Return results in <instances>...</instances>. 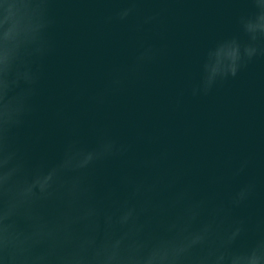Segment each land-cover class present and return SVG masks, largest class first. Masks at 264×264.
Here are the masks:
<instances>
[{
  "label": "clouds",
  "instance_id": "clouds-1",
  "mask_svg": "<svg viewBox=\"0 0 264 264\" xmlns=\"http://www.w3.org/2000/svg\"><path fill=\"white\" fill-rule=\"evenodd\" d=\"M105 23L129 29L131 54L112 59L88 96L96 114L120 108L133 90L154 82L153 69L170 57L167 43L174 5L182 0H106ZM239 34L216 41L162 105L183 113L264 57V0H248ZM54 0H0V264H264V216L237 217L256 200L252 175L259 154L224 153L206 164L182 155L166 120L93 125L91 148L78 138L53 166L29 167L17 130L34 111L45 59L54 50ZM185 124L183 135L191 134ZM143 146V151L140 147ZM120 160L116 186L99 190L96 168ZM247 176L235 190L226 189Z\"/></svg>",
  "mask_w": 264,
  "mask_h": 264
},
{
  "label": "water",
  "instance_id": "water-1",
  "mask_svg": "<svg viewBox=\"0 0 264 264\" xmlns=\"http://www.w3.org/2000/svg\"><path fill=\"white\" fill-rule=\"evenodd\" d=\"M113 7L106 0H54L56 23L49 32L54 50L44 61L34 111L16 132L29 167L59 162L74 129L83 147H93V125L100 120L111 122L114 133L125 138L131 135L129 123L166 120L176 130L182 155L206 164L227 152L242 154L255 148L259 164L250 174L261 180L259 193L251 206L237 209L235 215L264 216V57L213 95L190 100L183 113L162 111L176 86L196 74L200 53L218 40L239 34L238 17L250 12L251 4L248 0H182L174 5L167 37L170 57L153 69L154 82L133 90L120 108L101 115L93 111L88 96L98 87L102 68L112 59H126L132 51L129 29L105 23ZM186 123L192 129L187 137L183 135ZM123 167L120 160H110L96 168L101 192L118 185ZM246 179L238 178L226 192Z\"/></svg>",
  "mask_w": 264,
  "mask_h": 264
}]
</instances>
